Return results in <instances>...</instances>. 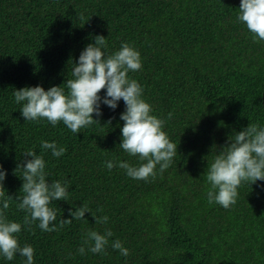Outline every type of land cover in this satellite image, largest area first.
<instances>
[{"label": "trees", "instance_id": "1", "mask_svg": "<svg viewBox=\"0 0 264 264\" xmlns=\"http://www.w3.org/2000/svg\"><path fill=\"white\" fill-rule=\"evenodd\" d=\"M241 0H0V165L6 170L8 221L21 223V247L34 249L33 264H264V181L242 182L229 209L209 204L207 171L229 139L249 123L264 127V40L238 20ZM106 38L105 56L128 43L142 67L129 72L143 89L152 115L177 153L162 174L137 180L119 166L143 161L122 148L120 119L101 104L99 122L71 132L63 122L26 121L14 92L24 87L66 88L74 64L94 38ZM106 90L99 94L103 97ZM171 113V119L168 114ZM111 123L108 124V121ZM42 141L66 148L60 156ZM27 151L43 155L46 179L67 182V201L49 207L60 219L87 205L84 219L54 232L23 224L16 197ZM2 208V202H0ZM102 209V211H100ZM93 216H107L97 224ZM52 225H50L51 227ZM111 230L106 253H92L86 234ZM119 239L124 257L111 244ZM85 248L83 255L80 247ZM0 264H26L17 254Z\"/></svg>", "mask_w": 264, "mask_h": 264}, {"label": "clouds", "instance_id": "2", "mask_svg": "<svg viewBox=\"0 0 264 264\" xmlns=\"http://www.w3.org/2000/svg\"><path fill=\"white\" fill-rule=\"evenodd\" d=\"M238 20L246 25L254 39L264 40V0H241ZM94 41L85 47L78 62L74 64V78L66 81L67 92L62 86H53L47 91L39 85L24 87L15 90V102H24L20 112L26 121L46 118L53 127L62 121L71 132L78 134L82 128L99 122L98 119H93V114L96 117L102 116L101 104L115 110L118 102L123 100L125 110L120 119L124 124L119 146L130 156H139L143 163L134 167L127 162L117 164L109 161L106 167L111 170L119 166L126 170L129 177L137 180L155 178L157 165L161 174L170 167L177 153V145L170 141L163 130L165 120L151 114L152 106L142 98L141 85L136 80L129 79L130 71L135 72L142 67L140 53L128 43H123L119 51L105 56L102 48L106 47V38L97 35ZM102 90H106L103 97L99 94ZM171 116L169 113L168 119ZM110 123L111 120L108 121ZM41 147L51 150L55 157L66 152V148L57 147L55 142L42 141ZM224 148L207 171L206 179L211 186L207 197L209 204L217 203L224 209H229L237 202V190L242 182L254 184L256 181H264V127L259 123H249L243 130L236 132ZM24 157L31 159L19 163L14 171L15 174L17 169H23L21 190L24 195L22 198L16 197L20 200L18 209L26 212L23 224L31 226L39 221L41 230L54 232L65 225H71L74 219H84L85 213L90 212L86 204L69 212L72 219H60L59 225L55 224L57 212L49 205L52 201H67L68 184L47 181L43 155L27 151ZM6 175V170L0 165V255L11 261L19 254L26 258V264H33V247H21L18 243L16 234L21 232V223L8 221L5 215V210L13 199L5 196L3 182ZM93 218L97 224L108 222L107 216ZM112 236L111 230H106L104 234L90 230L84 244L94 254L106 253ZM111 246L118 249L122 256L129 255V250L119 239L113 241ZM78 251L83 255L85 248L82 246Z\"/></svg>", "mask_w": 264, "mask_h": 264}, {"label": "water", "instance_id": "3", "mask_svg": "<svg viewBox=\"0 0 264 264\" xmlns=\"http://www.w3.org/2000/svg\"><path fill=\"white\" fill-rule=\"evenodd\" d=\"M263 108H264V90H263Z\"/></svg>", "mask_w": 264, "mask_h": 264}]
</instances>
